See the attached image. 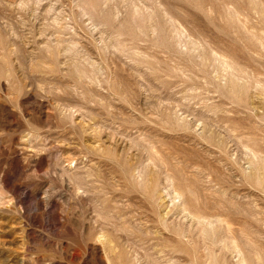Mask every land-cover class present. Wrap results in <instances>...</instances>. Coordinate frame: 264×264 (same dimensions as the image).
<instances>
[{"label": "rangeland", "instance_id": "obj_1", "mask_svg": "<svg viewBox=\"0 0 264 264\" xmlns=\"http://www.w3.org/2000/svg\"><path fill=\"white\" fill-rule=\"evenodd\" d=\"M130 263L264 264V0H0V264Z\"/></svg>", "mask_w": 264, "mask_h": 264}, {"label": "bare ground", "instance_id": "obj_2", "mask_svg": "<svg viewBox=\"0 0 264 264\" xmlns=\"http://www.w3.org/2000/svg\"><path fill=\"white\" fill-rule=\"evenodd\" d=\"M102 237V236H101ZM113 261V260H112ZM131 264V263H130Z\"/></svg>", "mask_w": 264, "mask_h": 264}]
</instances>
